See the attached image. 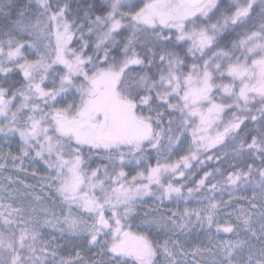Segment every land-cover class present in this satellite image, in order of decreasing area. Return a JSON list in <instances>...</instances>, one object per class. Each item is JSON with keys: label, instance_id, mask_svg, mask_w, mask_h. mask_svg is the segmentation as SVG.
Here are the masks:
<instances>
[{"label": "snow or ice", "instance_id": "6c2138e0", "mask_svg": "<svg viewBox=\"0 0 264 264\" xmlns=\"http://www.w3.org/2000/svg\"><path fill=\"white\" fill-rule=\"evenodd\" d=\"M16 137L8 155L44 165V195L0 203V264H264V0H0V139ZM246 187L258 197L221 224L215 193ZM197 193L205 208L135 224L144 197Z\"/></svg>", "mask_w": 264, "mask_h": 264}, {"label": "rangeland", "instance_id": "374dc122", "mask_svg": "<svg viewBox=\"0 0 264 264\" xmlns=\"http://www.w3.org/2000/svg\"><path fill=\"white\" fill-rule=\"evenodd\" d=\"M22 79V77H21ZM227 119V117H226ZM18 140L19 138L16 137V142H13V146H9L7 143L3 144L0 142V197H3V199H0V203H3L7 197L8 193L11 191L13 195L16 197V202L19 203L20 201H24L25 203H33L37 204L40 202H37L34 197L38 195H44L41 187L39 185V179L44 174V165L42 163H38L35 161H32L28 158H25L23 163L19 160H13L8 154L11 153L12 156H15L19 152V146H18ZM217 149L221 150V156L223 157V153L227 151L229 155H231V148L225 149L223 145H218ZM217 149H212V152H216ZM175 159V157H174ZM93 161L95 163H92L93 167H101L103 168L104 164H106V161H99L97 157H93ZM249 162H252L251 160ZM154 163V161H153ZM197 163L196 161H193V165ZM220 163L219 161L213 160V161H206L204 166H199L202 170L207 168L208 170H211V168L215 167L216 164ZM255 165L259 166L260 161L255 160ZM111 166L109 165V168ZM225 169L228 168L227 165H224ZM125 171H128V169H125ZM188 171V170H186ZM36 172L37 175L33 176L32 173ZM203 176V173H201ZM200 177H188L185 183V194H187V187L188 186H194V182L200 179ZM215 182V181H213ZM27 185L28 187H25ZM236 196H246L247 199H233L229 196L228 192L220 193L216 192L215 196L217 200H223V201H229V206L227 207H220L216 214V219L220 221L221 224L225 220H231L232 223H235V217H229L228 213L235 211H239L241 206L248 209L250 208V205L248 203L249 200L253 198V196L258 197V191L254 192L252 188L246 187L238 189L235 193ZM196 199H189L187 202L180 201L179 204L175 203L174 201H167L165 200L163 204H161L160 201L155 200L154 197H144L143 202L137 204V211L139 212V217L136 219L135 224L140 223V219L145 216V214H148L149 216L155 215L156 211H162L165 213H168L169 215L173 211H179L183 212L185 208L192 210V209H203L207 205V201L200 199L199 194H196ZM44 199L47 201V205L51 206L52 201L47 198V196L44 197ZM152 201V202H149ZM150 203L147 204L146 203ZM257 203L259 204L260 201L257 198ZM253 212L258 213L259 209H252ZM194 220L195 217H192ZM43 233V239L47 240L52 243V245L57 250V259H68L70 257H75V253L78 247L79 242L75 240V238L68 237L67 239L62 238L61 234L59 232H54L52 229L44 228L41 230ZM212 235L217 238V240L222 238H235L233 234L230 233H217L216 232V226L213 225L212 228ZM55 237V239H54ZM184 237H181V240H183ZM188 243L192 246H202L206 245L208 243V237L207 233L203 231H193L190 233V238ZM99 251V249H95L92 252L87 253V257L93 260H98L99 257L96 255V253ZM210 255V254H206ZM184 259L183 257L181 258ZM192 256L189 254L187 257L188 264H192ZM201 258L198 256L196 257V260L199 261ZM105 264H107V257H104ZM49 264H51V258H49ZM206 264H210V261H207Z\"/></svg>", "mask_w": 264, "mask_h": 264}, {"label": "trees", "instance_id": "16d2710c", "mask_svg": "<svg viewBox=\"0 0 264 264\" xmlns=\"http://www.w3.org/2000/svg\"><path fill=\"white\" fill-rule=\"evenodd\" d=\"M0 142H2L3 144L7 143L9 146H13V142L11 141H4L3 139H0ZM195 170H188V171H191L192 174L189 176V177H200L202 176L201 173H203V170L199 167V165H197V163H195ZM129 171V169H128ZM149 202H152V201H149ZM146 203V202H145ZM147 204H150V203H146Z\"/></svg>", "mask_w": 264, "mask_h": 264}]
</instances>
